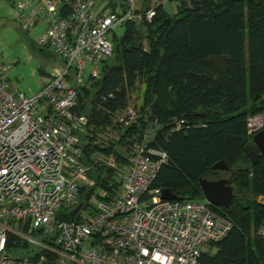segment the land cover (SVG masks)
<instances>
[{"label": "built area", "instance_id": "obj_1", "mask_svg": "<svg viewBox=\"0 0 264 264\" xmlns=\"http://www.w3.org/2000/svg\"><path fill=\"white\" fill-rule=\"evenodd\" d=\"M172 1L184 0H116L115 7L106 0H15L23 28L44 22L38 45L62 62L27 95L8 86L0 52V264H197L205 246L233 229L205 197L165 199L163 188L153 187L168 158L151 144L156 122L134 141L112 191L96 185L82 160L79 137L89 121L77 110L78 88L101 78L120 27L152 22ZM185 1L189 7L196 0ZM85 186L95 187L90 201L73 221L59 220L84 200ZM10 234L33 249L16 253ZM256 234L264 238V221Z\"/></svg>", "mask_w": 264, "mask_h": 264}, {"label": "trees", "instance_id": "obj_2", "mask_svg": "<svg viewBox=\"0 0 264 264\" xmlns=\"http://www.w3.org/2000/svg\"><path fill=\"white\" fill-rule=\"evenodd\" d=\"M110 3L115 7L116 0ZM168 17L172 19L166 26ZM91 85H96L89 117L92 131L112 125L132 93L143 90L133 125L137 135L122 134L126 154L118 156L125 162L134 141L156 122L159 128L151 144L165 150L168 158L153 187L169 188L181 200L204 198L200 178L225 160L233 169L236 190L246 187L263 197L260 201L235 193L229 208L215 206L234 227L210 243L216 251L204 250L197 264H264V238L256 234L264 221V155L259 152L242 167L253 137L249 118L264 112V0H200L187 9L181 5L172 16L160 5L152 22L126 23L101 78L78 88L81 114ZM95 150L97 145L86 149ZM82 160L87 164L84 155ZM92 168L90 177L97 186L110 191L118 186V177L109 185L101 181L100 168ZM87 189L83 187L82 196ZM18 239L10 234L8 247H19Z\"/></svg>", "mask_w": 264, "mask_h": 264}, {"label": "rangeland", "instance_id": "obj_3", "mask_svg": "<svg viewBox=\"0 0 264 264\" xmlns=\"http://www.w3.org/2000/svg\"><path fill=\"white\" fill-rule=\"evenodd\" d=\"M110 1V0H106ZM122 0H118L121 2ZM15 0H0V52L3 54L4 62L9 65L10 71L8 75V86L10 89L22 92L27 95H32L38 92L51 77V72L54 67L61 66L62 58L52 53L51 49L41 50L38 45V39L45 30V23H38L35 27L29 30H25L19 20L18 12L14 7ZM99 3V0H98ZM181 2L172 1L164 4L166 11L169 15H174L180 9ZM125 32V26L120 27L118 31L119 37H122ZM147 44V39H144ZM113 59H110L111 63ZM96 89V85H91L88 89L89 95L83 100L85 104L84 115L88 119L87 130L84 131L80 137L79 142L82 148V152L87 165L97 166L100 168L101 181L112 182L116 181L120 173V165L118 154H126L124 144L122 143V134H127L130 138L137 135L135 125L139 116L138 105L142 104L144 93L142 89H138L132 93L129 105L117 115L113 120L112 125H108L103 128H96L95 131L92 125H90V115L92 110L91 98ZM264 103V97L263 101ZM261 103H259L260 105ZM264 106V104H262ZM249 106L253 107L252 103ZM132 109L133 112H129ZM126 116L123 120L120 117ZM264 112L249 118L250 133L253 134L252 142L247 150L248 161L242 164V167H247L250 162L252 163L249 154L252 151H256L257 155L260 152L253 140L254 135L264 129ZM128 130V131H127ZM97 145L98 150L87 153V148H93ZM110 145L112 148H110ZM101 149H110V151L104 152ZM230 175L227 170H211L208 172V178L219 179L224 176ZM236 189V188H235ZM244 191H251L244 187L240 190H236L238 196L246 198H253L244 196ZM263 198H261L262 200ZM88 207L83 209L86 212ZM21 241L19 249H15L19 254L29 252L33 249V246L20 237H17ZM18 239V240H19ZM205 252L214 253L216 251L215 246H205Z\"/></svg>", "mask_w": 264, "mask_h": 264}, {"label": "water", "instance_id": "obj_4", "mask_svg": "<svg viewBox=\"0 0 264 264\" xmlns=\"http://www.w3.org/2000/svg\"><path fill=\"white\" fill-rule=\"evenodd\" d=\"M195 4H200L199 0H196L194 2ZM182 6L184 8H188L187 1L181 2ZM171 17H168L166 19V26H168L171 22ZM257 149L260 151V154L264 155V129H261L258 131L253 138ZM249 157L252 161H254L257 157V152L252 151V153L249 154ZM213 170H229L230 166L226 163L225 160H221L217 163H215L212 167ZM200 184L201 188L204 194V197L210 201L212 204L224 208H229L233 198L235 196L234 187L231 185L230 180L227 178H221V179H208L206 177L200 178ZM95 190V187H91L88 189V191L84 194V200L79 203V205L70 213L60 212L58 213V219L65 222H71L74 220L77 212L82 208L84 203L89 202L91 199V196ZM244 196H249L256 198L261 201L262 196H257L256 193L252 191H244ZM162 196L165 199H178L177 195L169 188H164L162 192Z\"/></svg>", "mask_w": 264, "mask_h": 264}, {"label": "flooded vegetation", "instance_id": "obj_5", "mask_svg": "<svg viewBox=\"0 0 264 264\" xmlns=\"http://www.w3.org/2000/svg\"><path fill=\"white\" fill-rule=\"evenodd\" d=\"M229 171V173H230V175H228L227 177L226 176H224V177H221V178H227V179H229L230 180V183H231V185L234 187V191L236 190L235 188V184L233 183V178H234V173H233V169H229V170H227V172ZM206 178H208V174L206 175ZM221 178H219V179H221ZM208 179H210V178H208Z\"/></svg>", "mask_w": 264, "mask_h": 264}]
</instances>
